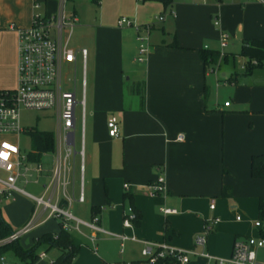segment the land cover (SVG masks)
Returning a JSON list of instances; mask_svg holds the SVG:
<instances>
[{
  "label": "crops",
  "instance_id": "crops-1",
  "mask_svg": "<svg viewBox=\"0 0 264 264\" xmlns=\"http://www.w3.org/2000/svg\"><path fill=\"white\" fill-rule=\"evenodd\" d=\"M58 1L0 0V90L16 85L17 35L9 26L28 27L33 12L44 17L59 12L65 15L63 1ZM83 2L86 5L81 8ZM33 3L39 4L36 10ZM69 3L66 14L76 16L74 27L84 38L80 45L71 46L86 49L78 149L73 129L70 150H54L50 158L47 155L52 152L42 153L36 161L40 173L33 172L26 184L18 181L17 185L30 186L29 192L23 189L34 196L43 195L51 203L57 200L72 216L66 220L69 228L65 230L77 255L69 264H87V257L93 258L94 264H142L138 251L142 244L126 240L120 251L118 234L164 240L186 249H197L193 237L205 234L208 254L228 258L235 238L257 236L252 222L256 220L257 199L264 194V179L249 175L250 156L264 153V85L247 88L232 74L236 58L244 68L245 59L238 55L241 47L251 39L264 41V0H170L166 5L160 0ZM121 16L137 24L162 16L149 29L142 62L135 61L133 30L116 26ZM220 32L228 36L223 48H219ZM203 49L220 51L230 61L205 66L199 56ZM226 86L233 98L223 106L226 99H221L219 92ZM109 116L116 119L117 137L107 134L105 121ZM13 137L18 136L0 139ZM34 163L28 160L31 168ZM57 168L58 177L54 178ZM160 176L165 189L155 193L149 184ZM124 184H128L127 190ZM223 187L228 188V197L221 196ZM80 192L82 201H77ZM2 200L10 202L5 210L12 206L16 212L3 213L2 220L9 227L23 225L34 211L39 212L27 232L31 242L27 239L26 248L39 236L55 235L62 228L61 220L53 216L44 219L47 210L35 208L26 196L14 194ZM127 206L140 214L133 228L121 225ZM160 207L175 213L162 214ZM244 212L254 214L255 219L247 217L246 221ZM213 217L218 221L205 232V222ZM76 220L101 228V232H94L93 242L105 237L116 244L115 254L106 256L105 249L99 252L94 245L92 254L87 248L79 249L81 245L70 234ZM80 225L89 231L88 236L93 233L77 224L79 234H87V230H79ZM50 249L54 251L52 261L59 250ZM50 249L40 247L45 256L34 264H44ZM262 249L264 245L255 250L257 264H264L259 254ZM1 256L0 264H11L5 253ZM187 264H206V260L195 257Z\"/></svg>",
  "mask_w": 264,
  "mask_h": 264
},
{
  "label": "built area",
  "instance_id": "built-area-1",
  "mask_svg": "<svg viewBox=\"0 0 264 264\" xmlns=\"http://www.w3.org/2000/svg\"><path fill=\"white\" fill-rule=\"evenodd\" d=\"M62 1L60 0V3ZM38 7L39 4L33 3V9L36 10ZM161 20L162 16H158L154 18L153 22L146 24H137L124 16L116 20L117 27L131 28L134 32V40L137 43L135 61L142 62L145 60L148 50L149 29L155 21ZM76 21L77 18L73 14L65 16L59 12L56 15L44 17L33 12L31 24L28 27L9 26L15 30L17 35L16 85L10 90H0V136H18L25 132L19 120L21 111H52L56 124L55 150H70L67 134L74 129L76 105L80 107V121L82 119L85 87L86 49L72 47L69 43ZM217 23V19L213 18V24L216 25ZM227 37L226 33H219V48L225 46ZM218 52L222 56L223 53ZM77 60L80 71V98L78 100L75 97ZM63 67L72 73V78H65V80L61 78ZM228 104V101L223 102V106ZM105 126L108 136H118L115 117L109 116L105 121ZM177 138L179 139V137ZM40 171L41 167L38 162H35L32 168L28 165L26 154L20 151L15 142L0 139V199H11L14 194L26 196L33 201L35 208L40 207L41 211L47 210L44 219L53 216L61 220L63 229H68L69 224L66 220H71L72 216L59 205L57 200L51 203L43 195L34 196L17 185L18 181L26 184L33 172L39 174ZM53 177H58V168L53 171ZM149 187L155 193L163 192L165 187L162 177L156 178L154 183L149 184ZM123 188L127 190L128 184H124ZM77 201H82L81 192ZM212 208L213 202L210 201L209 209ZM159 211L162 214L175 213L174 209L164 207H160ZM38 217L39 212L34 211L25 224L19 230L11 232L6 240L8 242L14 241L20 235L27 233L33 228ZM133 218L134 212L131 206H127L122 212V227L133 228ZM235 219L239 220V216H236ZM217 221L218 218L216 217L208 219L204 225L205 232L209 231ZM77 224H82L93 232L88 236L91 243L95 238L94 232L102 231L93 222L79 220L75 222V230H78ZM252 226L259 229L261 222L256 219L252 222ZM115 236L120 241V251L123 242L126 240L140 242L142 244L141 262L144 264H154L158 260L167 258L177 264H187L191 258L195 257L205 259L206 264H257L255 262V250L264 245V237L261 236L235 238L231 244L228 258L219 259L214 258L206 251L205 234H198L193 237V243L197 249L176 247L164 240H139L133 235L118 234ZM44 256V252L37 253L38 258ZM0 261H2V257H0ZM102 264L110 263L103 262ZM124 264H130V262Z\"/></svg>",
  "mask_w": 264,
  "mask_h": 264
},
{
  "label": "trees",
  "instance_id": "trees-1",
  "mask_svg": "<svg viewBox=\"0 0 264 264\" xmlns=\"http://www.w3.org/2000/svg\"><path fill=\"white\" fill-rule=\"evenodd\" d=\"M163 4H169L170 0H160ZM238 55L245 59L244 70L245 74H248L252 69L256 67L264 66V41L259 39H251L247 41L240 49ZM200 59L205 66L215 65L218 59H222L223 62L227 61V55L222 54L220 56L217 50L203 49L199 52ZM230 80V79H229ZM30 143L32 146L31 152H28L27 159L31 161H39V157L42 153L52 152L54 149V138L49 131H37L29 129L27 131ZM249 175L253 179H264V153L254 154L249 159ZM228 188L223 187L221 189V196L228 197ZM132 208V207H131ZM97 211L98 208H92ZM134 212V218L132 220L133 226L138 225L140 221V214L132 208ZM256 219L261 222V227L257 231V236L264 237V194L257 199L256 207ZM12 232L11 228L0 218V239L6 237ZM46 244V250L50 248H56L60 250V254L51 261L50 264H69L77 248L72 244V240L68 232L60 228L55 235L45 233L33 241V245L23 250L18 245L17 240L6 242L0 245V252L11 249L14 255L23 264H34L38 257L36 249L39 245ZM154 264H177L171 259H162L156 261Z\"/></svg>",
  "mask_w": 264,
  "mask_h": 264
},
{
  "label": "rangeland",
  "instance_id": "rangeland-1",
  "mask_svg": "<svg viewBox=\"0 0 264 264\" xmlns=\"http://www.w3.org/2000/svg\"><path fill=\"white\" fill-rule=\"evenodd\" d=\"M69 1L70 0H63V3H62V5H63L62 9H63V12L66 16H68L66 13L68 12V10L70 8ZM57 2H59V1L57 0ZM85 5H86V3H84V2L80 3L81 8H84ZM82 39H84V38L81 37L80 30L78 28L74 27V29H72V32H71L70 45H80L82 43L81 42ZM228 59L230 61V58H228ZM218 62H223V60L218 59L217 63ZM239 62L240 61L239 60L237 61V58H236L234 61V66H233L234 71H232V74L234 73L237 75L238 83H240V84L242 83V85L246 84L247 88H250L253 85H256V86H263L264 85V67H262V68L257 67V68L252 69L250 75L247 76V74L244 75L245 70H244V68L242 69V66L240 65ZM76 65H77V69H76V73H75V82H76L75 97L78 100L80 98V86H79L80 71L78 68V60L76 62ZM230 65H231V62H230ZM242 73H244V74L242 75ZM233 76L234 75H232V77ZM61 78L63 80H65V78H72V73L69 72V70L66 67H63L62 71H61ZM232 93H233L232 90L228 89V87L226 86L224 89L222 88L220 90L219 97L221 99H226V101H228V103H229V102H231V100L233 98ZM74 114H75L74 132H75V139H76L75 140L76 141L75 146L78 149L79 129H80V107L78 105L75 106ZM19 120H20L21 125L25 129V132L18 135L17 138L13 137L12 139H10V141L15 142L17 144V146L20 148L21 152L24 154H27L28 152H31V150H32V146H31L27 131L29 129H33V130H37V131H49L52 133L53 138H54V149H53L52 153H48L47 156H49L48 158L52 157L53 154L55 153L54 150H55V138H56V124H55V118H54L52 111H21L19 114ZM43 163H44V165L46 164L44 161H43ZM28 179L30 180L31 177H29ZM23 188L28 192L31 191L30 186H23ZM9 203L10 202H6L5 200L0 201V218L1 219H3V213H5V212L9 215H14L16 213L15 209L12 208V206H10L6 210L4 209V207ZM253 209H254V205H253ZM244 214L246 217L244 219L246 221H247V217L248 218L250 217V220L255 219L254 214L252 216H250L246 212H244ZM11 225L12 224H10V228H11L12 232L19 230L22 226V225L14 226V224L12 226ZM79 230L82 233H84V230L86 231L87 229L86 228L84 229V227L80 225ZM86 233L87 234L83 235V234H79L74 229L70 230V234H71L72 238L75 240V242L77 244L81 245L79 247V249L87 248L88 252L91 253L92 252L91 248L94 245L97 247L99 252L101 249H103V250L105 249V251L107 252L106 256H113L115 254L116 244H114L112 241H108V239H104L105 237L104 238L102 237V241H101V239L98 238L95 242L91 243L87 238L89 231L87 230ZM7 236L0 239V245L8 242L6 240ZM29 238H30V233H27V234L24 233V234L19 236V238L17 239V243L21 247V249H23V250L29 249V248H26V246H25V245H27V239H29ZM30 242L31 241L29 239L28 243H30ZM40 247H43L46 250L47 245L46 244L39 245L36 249V252H39ZM141 248H142V246H141ZM141 248H140V250H138L140 258H142ZM4 253H5L6 259L8 261H10L11 264H19L20 263V260L14 255V253L12 252L11 249L8 248V249L0 252V257H2L1 255ZM60 253L61 252L59 250V254ZM53 254H54L53 249H50L48 252V258L45 259L44 264H49L51 262L50 256H53ZM259 254L262 258L261 263H264V249H262V252H260ZM76 255H77V251L75 253V256ZM86 260H87L86 261L87 264H94L93 258L87 257ZM142 264H144V263H142Z\"/></svg>",
  "mask_w": 264,
  "mask_h": 264
},
{
  "label": "water",
  "instance_id": "water-1",
  "mask_svg": "<svg viewBox=\"0 0 264 264\" xmlns=\"http://www.w3.org/2000/svg\"><path fill=\"white\" fill-rule=\"evenodd\" d=\"M68 137H67V143L70 147L73 146V132H69L68 134Z\"/></svg>",
  "mask_w": 264,
  "mask_h": 264
},
{
  "label": "snow or ice",
  "instance_id": "snow-or-ice-1",
  "mask_svg": "<svg viewBox=\"0 0 264 264\" xmlns=\"http://www.w3.org/2000/svg\"><path fill=\"white\" fill-rule=\"evenodd\" d=\"M4 158H6V157H4Z\"/></svg>",
  "mask_w": 264,
  "mask_h": 264
}]
</instances>
